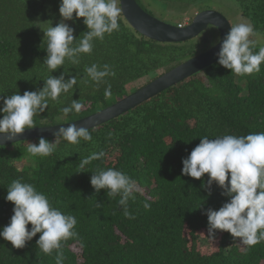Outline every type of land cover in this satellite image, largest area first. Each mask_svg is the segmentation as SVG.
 <instances>
[{
	"label": "trees",
	"instance_id": "obj_1",
	"mask_svg": "<svg viewBox=\"0 0 264 264\" xmlns=\"http://www.w3.org/2000/svg\"><path fill=\"white\" fill-rule=\"evenodd\" d=\"M45 1L0 0V95H11L17 89L21 94L38 91L50 74L59 77L64 73L67 80L78 73L77 86L62 93L59 101H50L49 108L34 117V127L93 114L137 90L129 92V84L144 77L150 82L209 46L200 48L199 36L180 43L152 40L136 31L122 14L120 30L96 40L92 53L82 54L79 64L66 61L50 73L43 64L46 40L39 28L40 13L36 12L38 4L42 7ZM152 1L169 13L179 12V19L167 21L179 25L185 15L178 11L182 7L202 11L211 9L210 2L216 0ZM233 1L240 14L254 25L255 34L264 33V0ZM74 29L75 46L88 31L83 18ZM259 47L256 44L254 51ZM92 63L111 65L116 76L106 77L107 83L97 87L84 72ZM260 67L258 73L238 76L217 61L90 129L92 141L73 145L58 138L56 151L47 157H34L26 151L28 143H38L39 139L0 147V227L13 215V203L5 200L7 187L22 178L48 195L54 206L77 219L78 235L62 242L63 264H262L264 241L249 247L226 231L215 230L217 247L213 251L199 249V234L208 230L206 210L218 209L228 197L215 183L211 195L201 187L208 174L199 180L181 175L182 160L199 144V136L264 131V63ZM108 84L112 94L105 98ZM72 99H79L84 107L80 113L73 111L64 117L60 110ZM101 150L105 152L101 160H93L79 171L81 159ZM17 155L23 159V166ZM109 167L129 175L139 189L135 199L128 201L131 218L118 204L119 195L109 197L108 189L96 191L90 183L94 171ZM146 201L151 204L148 209L144 207ZM39 235L19 249L0 237V264H56V250L44 254L36 243Z\"/></svg>",
	"mask_w": 264,
	"mask_h": 264
},
{
	"label": "clouds",
	"instance_id": "obj_2",
	"mask_svg": "<svg viewBox=\"0 0 264 264\" xmlns=\"http://www.w3.org/2000/svg\"><path fill=\"white\" fill-rule=\"evenodd\" d=\"M121 5L122 0H60L61 22L55 26L50 22L43 29L47 53L43 64L48 71L54 72L66 61L71 65L79 64L82 54L92 53L96 40L102 41L106 34L119 31L123 11ZM80 18H83L88 31L81 35L74 46L75 29L68 21L75 24ZM212 26L219 27L215 23ZM254 35V25L248 21L231 24L218 53V64L238 76L260 72V66L264 63V46L254 51L257 42L250 39ZM84 72L97 87L107 83L106 77L116 76L112 66L107 63H92L85 66ZM77 84L78 73L70 75L67 80L64 73L59 77L50 74L45 79L44 87L38 91L25 90L21 94L17 89L11 95H0V134L9 141L15 140L18 134L36 126L34 117L48 109L50 101H59L62 93H68ZM111 94V84H108L104 91L105 98ZM83 107L79 99H72L71 104L60 111L64 117H68L73 111L80 113ZM55 135L57 139L54 142L41 137L38 143H28L26 151L34 157H47L56 151L59 137L73 145L80 144L81 140L93 139L89 128L77 127L76 123H67L66 127L61 124ZM199 137V144L182 160L181 175L199 180L208 174L207 181L202 182L201 187L211 195V185L215 183L223 190L221 194L228 197L218 209L206 210L208 237L215 239V230H220L230 233L233 238H240L249 247L264 241V131ZM3 146L0 143V147ZM104 156L102 150L92 152L80 160L79 171ZM94 172L90 183L95 190L108 189L109 197L119 195L118 204L124 206L125 216L131 218L128 201L135 199L134 194L139 191L135 181L114 167ZM7 189L5 200L13 203V215L7 225L0 227V237L19 249L39 233L36 241L39 249L46 255L56 250V264H63L62 242L78 235L75 231L76 217L54 206L48 195L22 178L14 179ZM144 207L148 209L151 204L146 201Z\"/></svg>",
	"mask_w": 264,
	"mask_h": 264
},
{
	"label": "water",
	"instance_id": "obj_3",
	"mask_svg": "<svg viewBox=\"0 0 264 264\" xmlns=\"http://www.w3.org/2000/svg\"><path fill=\"white\" fill-rule=\"evenodd\" d=\"M121 7L123 8L122 14L127 22L140 34L152 40L162 43H180L194 40V38L208 30L210 26L213 27L212 23H215L219 25V27H213L219 34L218 42L213 47L160 74L157 78L126 97L93 114L75 121L26 129L12 141L7 140L6 136L0 134V143L4 147L21 141L37 140L41 137L55 140L57 139L55 133H57L61 124L66 127L67 123H76L77 127L83 126L90 130L130 111L135 106L146 102L216 63L223 39L231 26L228 18L215 9H206L196 13L189 24L179 27L173 23L161 20L144 10L137 0H122Z\"/></svg>",
	"mask_w": 264,
	"mask_h": 264
},
{
	"label": "rangeland",
	"instance_id": "obj_4",
	"mask_svg": "<svg viewBox=\"0 0 264 264\" xmlns=\"http://www.w3.org/2000/svg\"><path fill=\"white\" fill-rule=\"evenodd\" d=\"M140 3L143 5L144 9L146 8V10L150 11L152 15H154L155 17L161 20L170 21L172 19H179L177 17V14L179 12L175 10V13L173 14L172 12L169 13L166 10H162L163 8H161V6H159L158 3L152 0H140ZM59 4H60V0H46L45 5L42 7L38 4V6L36 7V12L40 13L39 15L40 16V25H39L40 29L42 30L46 29L49 26L50 22L52 26H55L57 23L61 22L62 17L60 16V13H59ZM210 5L212 6L210 7L211 9L218 10L219 12L224 14L228 18V20L231 22V24L233 25L240 22L241 20L250 22L247 18L243 17L240 14L237 8L238 6L233 0L211 1ZM182 8L181 10L177 9L178 11L183 12L185 14L183 20H181L180 23L186 24V25L191 22V20L194 18L196 13L201 12L200 10L195 9V7H193V9L191 10H189L191 7L188 9H185V8L182 9ZM68 23L74 28V24L71 21H68ZM198 39H200L202 42L201 45H199L200 48H203L204 46L209 45L208 46V49H209L218 42L219 34L215 30V28L213 29L212 27H210L208 30L203 32L198 37ZM250 39L255 40L258 45L264 46V33H257L254 36L250 37ZM201 52H204V51L202 50ZM148 81H149V78L144 77L138 81H135L129 84L127 86V90L129 92H132L135 89H139L145 84H147ZM15 158L18 159L19 156L17 155ZM18 161L20 162L22 166L25 164L23 163V159L21 158H19ZM198 243L200 246L199 249H201L204 253H210L211 251L215 249V247H217V243L215 242V240L210 239L208 237V232H204V231L199 234ZM76 250L78 249H75V251ZM262 264H264V262Z\"/></svg>",
	"mask_w": 264,
	"mask_h": 264
},
{
	"label": "built area",
	"instance_id": "obj_5",
	"mask_svg": "<svg viewBox=\"0 0 264 264\" xmlns=\"http://www.w3.org/2000/svg\"><path fill=\"white\" fill-rule=\"evenodd\" d=\"M186 24H182V23H180L178 26L179 27H183V26H185Z\"/></svg>",
	"mask_w": 264,
	"mask_h": 264
},
{
	"label": "flooded vegetation",
	"instance_id": "obj_6",
	"mask_svg": "<svg viewBox=\"0 0 264 264\" xmlns=\"http://www.w3.org/2000/svg\"><path fill=\"white\" fill-rule=\"evenodd\" d=\"M210 27H211V26H210ZM210 27H209V28H210ZM209 28H208V29H209ZM212 28H213V27H212ZM213 29H214V28H213Z\"/></svg>",
	"mask_w": 264,
	"mask_h": 264
}]
</instances>
